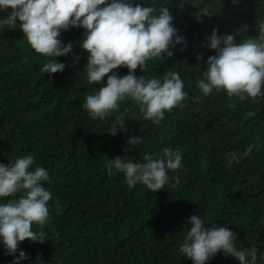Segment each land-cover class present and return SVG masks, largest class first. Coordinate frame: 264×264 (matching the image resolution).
Masks as SVG:
<instances>
[{
  "label": "trees",
  "instance_id": "trees-1",
  "mask_svg": "<svg viewBox=\"0 0 264 264\" xmlns=\"http://www.w3.org/2000/svg\"><path fill=\"white\" fill-rule=\"evenodd\" d=\"M137 2L157 10L169 7L186 46L182 51L177 44L172 57L153 58L143 73L139 66L135 73L147 78L178 71L189 95L184 107L166 112L158 125L144 119L135 102H121L119 111L128 117L125 130L115 136L107 131L115 114L93 119L82 107L85 95L101 87L86 81L83 28L70 27L60 36L64 43L73 42L80 61L73 65L71 54L57 57L66 64L64 71L44 74L40 69L48 58L31 48L19 24L0 26V162L31 154L32 168L48 170L50 182L44 186L52 192L49 223L32 226L46 232L48 240L25 239L19 247L31 261L39 256L42 264H192L179 247L188 231L186 219L199 214L206 227L230 228L238 248L255 245L264 252V96L242 102L224 91L203 96L196 86L207 68L204 61L215 54L202 46L206 34L213 28L234 34L247 24L244 35L254 38L264 20V0H205L202 6L211 15L201 13L200 21L189 0ZM197 53L203 54L202 61ZM114 71L122 76L128 69ZM133 135L143 142L124 151ZM252 143L257 147L247 157L228 163L229 153H242ZM165 146L182 153L183 166L169 171L163 189L152 192L140 183L130 187L122 173H107L110 158L142 162L145 153H159ZM12 261L0 245V264ZM206 264L239 262L220 251Z\"/></svg>",
  "mask_w": 264,
  "mask_h": 264
},
{
  "label": "clouds",
  "instance_id": "clouds-1",
  "mask_svg": "<svg viewBox=\"0 0 264 264\" xmlns=\"http://www.w3.org/2000/svg\"><path fill=\"white\" fill-rule=\"evenodd\" d=\"M201 13L211 15L210 8L204 7L205 0H189ZM237 4L238 0H232ZM0 26L19 24L27 42L37 53L47 57L40 71L44 74L63 72L66 64L57 57L71 54L72 64L81 56L73 53V42L64 43L62 31L70 27L84 29L80 47L87 51V63L83 68L89 85L101 84L92 94H86L82 107L93 119H105L115 114V120L107 129L115 136L124 131L125 113L119 111L121 102L131 100L138 105L140 114L146 120L158 125L166 112L174 107H184L188 92L178 71L168 70L162 77L137 75L139 66L143 73L147 61L153 58L172 57L173 48L180 44L184 50L185 37L178 34L170 8L161 5L157 10L152 5L137 0H0ZM247 24L237 28L234 34H218L213 28L206 34L203 47L215 50L214 55L204 61L207 68L196 83L203 96L215 90L224 91L229 97L240 101L264 96V20L257 25L254 38L245 36ZM241 36L239 41L236 36ZM197 60L203 54L197 53ZM126 67L127 74L118 75L115 69ZM106 77V80H105ZM200 96L193 97L198 101ZM127 110H125L126 112ZM249 117L255 115L247 113ZM143 142L138 135L127 139V147H138ZM256 144H249L242 153L228 154V163H239L247 157ZM34 157L19 156L14 162H0V199L13 197L0 203V245L5 255L13 256L11 264L29 260V255L19 247L28 239L43 243L47 233L34 231L33 224L44 226L50 221L48 201L52 192L45 188L50 182L48 170L37 165L32 168ZM183 166L182 153L178 149L163 147L159 153H145L142 162H133L123 156L110 158L105 164L109 175L122 173L128 186L143 184L155 192L170 182L169 171ZM17 193H22L18 197ZM188 231L179 252L189 258L192 264H206L218 252L231 255L239 264H257L264 260V252L255 245L248 248L236 246L237 236L227 226L207 223L199 214H193L185 221ZM18 253V255H17ZM29 264H42L39 256Z\"/></svg>",
  "mask_w": 264,
  "mask_h": 264
}]
</instances>
